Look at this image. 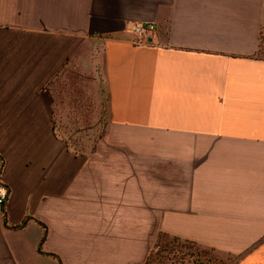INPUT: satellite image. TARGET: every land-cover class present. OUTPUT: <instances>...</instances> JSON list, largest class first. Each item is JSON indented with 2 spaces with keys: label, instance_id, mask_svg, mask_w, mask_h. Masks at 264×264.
Segmentation results:
<instances>
[{
  "label": "crops",
  "instance_id": "crops-1",
  "mask_svg": "<svg viewBox=\"0 0 264 264\" xmlns=\"http://www.w3.org/2000/svg\"><path fill=\"white\" fill-rule=\"evenodd\" d=\"M263 27L264 0H0V264H144L160 232L264 264Z\"/></svg>",
  "mask_w": 264,
  "mask_h": 264
},
{
  "label": "rangeland",
  "instance_id": "rangeland-1",
  "mask_svg": "<svg viewBox=\"0 0 264 264\" xmlns=\"http://www.w3.org/2000/svg\"><path fill=\"white\" fill-rule=\"evenodd\" d=\"M256 56L264 57V27L260 31L259 44L256 52ZM75 76L71 72L60 73L56 79L52 82V89L55 90L56 100L66 97V92L69 91L70 96L76 98L82 106L85 103L81 102L82 93L76 88ZM64 125L69 129L71 138L73 141L81 142L84 140L85 133L80 131L75 133L74 130L77 127L85 128L89 125V119L86 117L81 118L75 122L72 119H68ZM62 125V127L64 126ZM234 258L228 255L218 254L213 250L201 248L195 243L183 242L181 240L171 241L166 237L165 241L162 240L158 246L152 247L151 251L147 255L144 264H234Z\"/></svg>",
  "mask_w": 264,
  "mask_h": 264
},
{
  "label": "built area",
  "instance_id": "built-area-1",
  "mask_svg": "<svg viewBox=\"0 0 264 264\" xmlns=\"http://www.w3.org/2000/svg\"><path fill=\"white\" fill-rule=\"evenodd\" d=\"M152 29V25L148 24H135L133 26V34L137 42L144 40V33L150 31ZM9 194V190L7 186L0 182V205H2L7 199Z\"/></svg>",
  "mask_w": 264,
  "mask_h": 264
},
{
  "label": "trees",
  "instance_id": "trees-1",
  "mask_svg": "<svg viewBox=\"0 0 264 264\" xmlns=\"http://www.w3.org/2000/svg\"><path fill=\"white\" fill-rule=\"evenodd\" d=\"M258 44H259V40H258ZM258 44H257V48H258ZM256 52H257V49H256L255 54H254L255 57H257V58H261V59H264V57H258V56H256ZM44 237H45V231H43L42 236H41V238H40V240H39V246H40L41 243L43 242ZM166 237L170 238L171 241H178V240H180V239L177 238V237L169 236V235H167V234H165V233L160 232V233L158 234L157 240H156V242L154 243L153 247L158 246V244L161 243L162 240L165 241V238H166ZM181 241H183V242H189V243H191V244L194 243V242H191V241H188V240H181Z\"/></svg>",
  "mask_w": 264,
  "mask_h": 264
}]
</instances>
